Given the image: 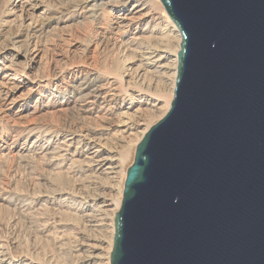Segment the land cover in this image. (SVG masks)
<instances>
[{"label":"bare ground","instance_id":"6f19581e","mask_svg":"<svg viewBox=\"0 0 264 264\" xmlns=\"http://www.w3.org/2000/svg\"><path fill=\"white\" fill-rule=\"evenodd\" d=\"M181 43L161 0H0V264H111Z\"/></svg>","mask_w":264,"mask_h":264},{"label":"water","instance_id":"95a60500","mask_svg":"<svg viewBox=\"0 0 264 264\" xmlns=\"http://www.w3.org/2000/svg\"><path fill=\"white\" fill-rule=\"evenodd\" d=\"M182 33L137 146L111 264H264V0H161Z\"/></svg>","mask_w":264,"mask_h":264},{"label":"rangeland","instance_id":"374dc122","mask_svg":"<svg viewBox=\"0 0 264 264\" xmlns=\"http://www.w3.org/2000/svg\"><path fill=\"white\" fill-rule=\"evenodd\" d=\"M45 119L48 120L47 117H45ZM133 162H134V161H133ZM20 170H21V171H20ZM24 170H25V169H23V167L19 169L20 175H19V172H18V170H17L18 177H19V176L21 177L22 175H23V177H24V173H25ZM22 172H23V173H22ZM46 248L48 249L47 246H46Z\"/></svg>","mask_w":264,"mask_h":264}]
</instances>
